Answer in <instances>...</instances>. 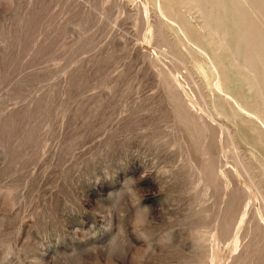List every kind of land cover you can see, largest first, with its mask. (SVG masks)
<instances>
[{
    "label": "rangeland",
    "instance_id": "rangeland-1",
    "mask_svg": "<svg viewBox=\"0 0 264 264\" xmlns=\"http://www.w3.org/2000/svg\"><path fill=\"white\" fill-rule=\"evenodd\" d=\"M218 1L0 0V264H264V0Z\"/></svg>",
    "mask_w": 264,
    "mask_h": 264
},
{
    "label": "bare ground",
    "instance_id": "bare-ground-1",
    "mask_svg": "<svg viewBox=\"0 0 264 264\" xmlns=\"http://www.w3.org/2000/svg\"><path fill=\"white\" fill-rule=\"evenodd\" d=\"M194 1V3H197V0H193ZM196 1V2H195ZM213 2H219L218 0H212ZM244 1L245 0H242L241 1V3H240V5H239V7H238V11H239V13H240V17H242V15H243V13H244V6H243V3H244ZM212 2V3H213ZM200 4V3H199ZM219 4H220V2H219ZM194 5V4H193ZM214 5V4H213ZM194 7H195V5H194ZM195 8H198V6L197 7H195ZM202 8V7H201ZM200 10V9H199ZM242 19V18H241ZM243 23V22H242ZM207 26V25H206ZM241 26V25H240ZM211 27V26H210ZM216 27H218V25L216 26ZM209 29V28H208ZM241 30V29H240ZM214 31V30H213ZM217 32V31H216ZM222 32H225L224 30L222 31ZM222 32H221V34H222ZM261 32H263V31H261V29H259V28H254L253 30H250V31H245V32H242V34L239 36L240 37V39L241 40H246V42L247 41H251V39H253L255 42H254V44H257V46L258 47H255V53H254V56L255 57H259V58H262V57H264V36H262L261 34ZM220 36V35H219ZM218 37V36H217ZM226 39V36H225V38H224V40ZM218 40V39H217ZM223 40V41H224ZM252 40V41H253ZM257 40L259 41L258 43H256L257 42ZM223 41H221V42H223ZM218 42V41H217ZM226 42H224V44H225ZM248 44H249V42H248ZM247 44V45H248ZM252 44V43H251ZM237 45V44H236ZM228 46V45H227ZM238 46V45H237ZM236 46V47H237ZM251 45H249V47H250ZM256 46V45H255ZM249 47H246V49L248 48L249 49ZM228 49H229V46H228ZM227 49V50H228ZM237 48H235V50H236ZM245 49V50H246ZM244 50V51H245ZM250 50H251V47H250ZM249 50V51H250ZM254 49L252 48V51H253ZM246 51H248V50H246ZM212 53V52H211ZM215 53V52H214ZM243 53H245V52H243ZM234 53H232V55H233ZM238 54V53H237ZM245 54H247V52L245 53ZM244 54V55H245ZM216 55V54H215ZM250 55V54H249ZM237 56V55H236ZM253 56V55H252ZM252 56H250V58L252 57ZM217 57V56H216ZM233 57V56H232ZM233 59H234V57H233ZM237 59H235V61H236ZM244 60V59H243ZM259 60V59H258ZM247 61V62H246ZM246 61H244L243 63V67H247L248 68V64H249V58L247 57L246 58ZM214 62V61H213ZM248 63V64H247ZM212 64V63H211ZM242 64V63H241ZM202 65V64H201ZM240 67H242V65L240 66ZM243 69V68H242ZM252 69V68H251ZM244 70V69H243ZM250 70V69H249ZM247 71V70H246ZM250 71H252V70H250ZM254 72H255V70H254ZM250 73V75H252V72H249ZM257 73V72H256ZM248 74V73H247ZM255 74V73H254ZM263 75H264V73H262ZM257 76V75H256ZM255 76V78H257ZM264 77V76H263ZM254 79V78H253ZM256 81V80H255ZM225 83V82H224ZM258 86V85H257ZM231 115V114H230ZM249 118V117H248Z\"/></svg>",
    "mask_w": 264,
    "mask_h": 264
}]
</instances>
